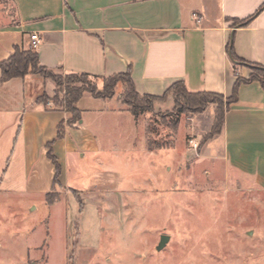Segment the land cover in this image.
I'll use <instances>...</instances> for the list:
<instances>
[{
  "label": "rangeland",
  "instance_id": "374dc122",
  "mask_svg": "<svg viewBox=\"0 0 264 264\" xmlns=\"http://www.w3.org/2000/svg\"><path fill=\"white\" fill-rule=\"evenodd\" d=\"M31 74L52 84L37 100L65 108L66 74ZM116 98L117 111L85 114L100 151L66 168L65 187L42 160L52 204L0 187V264H264V190L225 163L211 135L228 97L196 108L171 92L138 117Z\"/></svg>",
  "mask_w": 264,
  "mask_h": 264
},
{
  "label": "crops",
  "instance_id": "0c3cea01",
  "mask_svg": "<svg viewBox=\"0 0 264 264\" xmlns=\"http://www.w3.org/2000/svg\"><path fill=\"white\" fill-rule=\"evenodd\" d=\"M231 43L245 63L233 58ZM16 46L36 50L41 66L65 74L130 70L140 94L162 96L183 81L190 92L230 97L237 77L251 75L247 64L264 68V0H0V61ZM47 87L52 84L31 73L0 81V187L47 195L40 165L46 157L53 163L49 145L65 187L66 168L100 151L85 114L98 118L119 109L115 96L85 93L81 118L67 124L63 107L37 100ZM218 137L225 163L264 190V82L239 86Z\"/></svg>",
  "mask_w": 264,
  "mask_h": 264
},
{
  "label": "trees",
  "instance_id": "16d2710c",
  "mask_svg": "<svg viewBox=\"0 0 264 264\" xmlns=\"http://www.w3.org/2000/svg\"><path fill=\"white\" fill-rule=\"evenodd\" d=\"M233 58L241 63H245L243 60L239 59L234 55L233 45L230 44ZM252 67L251 75L246 79L241 76L237 77L235 82L233 93L227 99L228 107L232 102L236 101L238 98V89L239 86L244 82H250L253 80H261L264 82V68L258 64H247ZM0 69L2 72L1 82H5L11 78L15 77H25L29 73H39L46 76V74L53 73V70L48 69L47 67L41 66L39 62L38 52L34 49H23L20 46H16L11 53V55L0 61ZM94 77L96 79L102 80L101 88L97 85H93L88 81V78ZM67 87L65 90V110L70 114V118L67 120V124H73L81 118V110L78 108V103L82 99L85 93H89L96 98H111L115 95V88L118 83L124 85V89L121 93V99L126 103L130 108L129 111L135 116L138 117L140 113L145 111L147 103L164 98L166 95L172 92L175 96V99L181 98L185 103L194 106L196 108H204L208 103L213 101L212 97H218L217 93L212 92H190L187 90L183 81H177L171 85L162 96H154L149 94H140L135 87V84L132 80L130 70L126 72H121L113 74L108 77H98L90 76L86 73H67L66 74ZM58 100V99H57ZM45 103L43 100H39ZM57 107H60L57 105ZM224 112L217 111L216 123L213 126L212 133H220L223 126ZM210 135V136H211ZM64 136V126L63 123L58 127L57 139H60ZM49 156L52 159L56 173L54 177V185L59 184V177L61 174V166L57 161V158L52 154V150L49 145ZM53 185V187H54ZM51 192H48L46 195L47 201L49 204L53 203L51 200Z\"/></svg>",
  "mask_w": 264,
  "mask_h": 264
},
{
  "label": "water",
  "instance_id": "95a60500",
  "mask_svg": "<svg viewBox=\"0 0 264 264\" xmlns=\"http://www.w3.org/2000/svg\"><path fill=\"white\" fill-rule=\"evenodd\" d=\"M169 240H170V236L169 235L162 234L161 237H160L159 244L156 246V249L158 251L164 249L166 247V245L168 244Z\"/></svg>",
  "mask_w": 264,
  "mask_h": 264
},
{
  "label": "built area",
  "instance_id": "2783aa9c",
  "mask_svg": "<svg viewBox=\"0 0 264 264\" xmlns=\"http://www.w3.org/2000/svg\"><path fill=\"white\" fill-rule=\"evenodd\" d=\"M39 41H40V38L37 33L31 34V46L32 47H36ZM195 146H197V144Z\"/></svg>",
  "mask_w": 264,
  "mask_h": 264
}]
</instances>
